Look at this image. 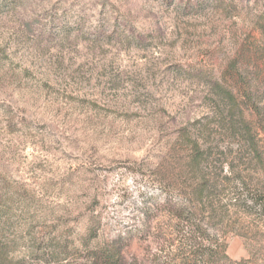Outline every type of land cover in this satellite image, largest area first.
<instances>
[{
	"label": "rangeland",
	"instance_id": "rangeland-1",
	"mask_svg": "<svg viewBox=\"0 0 264 264\" xmlns=\"http://www.w3.org/2000/svg\"><path fill=\"white\" fill-rule=\"evenodd\" d=\"M194 153L261 188L264 0H0L1 262L147 261ZM212 226L264 264L259 212Z\"/></svg>",
	"mask_w": 264,
	"mask_h": 264
},
{
	"label": "trees",
	"instance_id": "trees-1",
	"mask_svg": "<svg viewBox=\"0 0 264 264\" xmlns=\"http://www.w3.org/2000/svg\"><path fill=\"white\" fill-rule=\"evenodd\" d=\"M250 149L258 152L254 144ZM256 162L262 170L261 188L249 189L245 178L235 170L238 164L234 160L214 163L194 153L184 164L187 172L192 173V176L185 173L187 192L180 196L178 202L169 201L163 205L162 214L173 221L170 239L164 238L165 242L147 261L127 262L120 254L99 248L90 250L78 262L67 261L64 264H254L249 259L232 260L225 252V244L218 238V229L212 224L240 210L256 211L264 216V161L261 155ZM220 173H223L221 178ZM53 255L43 254L39 263L54 264ZM0 264L36 263L29 259L8 263L0 261Z\"/></svg>",
	"mask_w": 264,
	"mask_h": 264
}]
</instances>
